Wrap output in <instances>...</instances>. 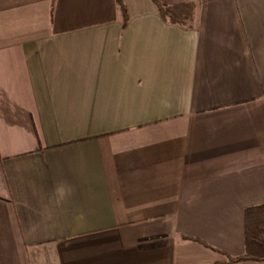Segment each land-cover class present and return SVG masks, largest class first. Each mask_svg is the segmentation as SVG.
<instances>
[{
  "label": "crops",
  "instance_id": "obj_1",
  "mask_svg": "<svg viewBox=\"0 0 264 264\" xmlns=\"http://www.w3.org/2000/svg\"><path fill=\"white\" fill-rule=\"evenodd\" d=\"M0 0V264H227L264 205V0ZM238 264H264L246 261Z\"/></svg>",
  "mask_w": 264,
  "mask_h": 264
},
{
  "label": "trees",
  "instance_id": "obj_2",
  "mask_svg": "<svg viewBox=\"0 0 264 264\" xmlns=\"http://www.w3.org/2000/svg\"><path fill=\"white\" fill-rule=\"evenodd\" d=\"M123 1L116 0V5L125 24L127 16ZM151 2L157 8L160 19L165 23L183 27L192 22L194 14L192 5L167 7L160 0H151ZM243 242L244 255L238 259L229 260L227 264L264 261V205L244 210Z\"/></svg>",
  "mask_w": 264,
  "mask_h": 264
},
{
  "label": "rangeland",
  "instance_id": "obj_3",
  "mask_svg": "<svg viewBox=\"0 0 264 264\" xmlns=\"http://www.w3.org/2000/svg\"><path fill=\"white\" fill-rule=\"evenodd\" d=\"M260 262V261H259Z\"/></svg>",
  "mask_w": 264,
  "mask_h": 264
}]
</instances>
